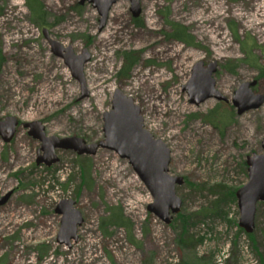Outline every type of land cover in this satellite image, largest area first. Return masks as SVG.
<instances>
[{"label":"rangeland","instance_id":"rangeland-1","mask_svg":"<svg viewBox=\"0 0 264 264\" xmlns=\"http://www.w3.org/2000/svg\"><path fill=\"white\" fill-rule=\"evenodd\" d=\"M36 1L45 19L40 25L25 0H0V119L40 122L47 136L98 143L103 113L120 89L140 107L144 128L169 148V174L184 178L176 187L178 215L190 217L186 236L193 244H181L178 215L166 225L147 211L152 197L126 160L103 149L94 156L59 150L58 163L37 166L40 143L19 126L9 143L0 138V199L8 196L0 204V264H260V258L264 264V204L255 214L260 257L239 234L232 198L247 183L246 157L264 153V104L242 115L231 104L244 82L256 81L253 92L264 95L258 71L264 69V0H140L137 19L129 1L119 0L102 31L91 5ZM167 21L185 27L192 44L169 38ZM43 28L75 54L88 50L86 97L50 52ZM129 50L141 60L130 79L118 80L117 53ZM199 61L217 62L215 88L229 102L189 103L182 86ZM218 103L225 104L226 121L219 127L190 117ZM64 199L73 200L84 219L70 246L56 242L54 209ZM114 207L122 208L128 229L101 225Z\"/></svg>","mask_w":264,"mask_h":264},{"label":"water","instance_id":"water-1","mask_svg":"<svg viewBox=\"0 0 264 264\" xmlns=\"http://www.w3.org/2000/svg\"><path fill=\"white\" fill-rule=\"evenodd\" d=\"M119 0H80L79 5L85 3L96 9L99 15L98 31L105 27L110 10ZM130 12L134 19L141 14L140 0H128ZM42 35L48 42L50 52L60 58L70 71L71 76L79 83L82 92L81 98L88 95L84 79V66L90 60L87 49L75 54L71 47H64L49 37V31L42 29ZM217 62L208 64L199 61L191 69L190 77L182 91L188 96L191 105L199 106L209 99L218 102H229L215 88L213 75L217 71ZM256 81L244 82L234 92L231 99L237 115L256 110L264 104V95L255 94L253 87ZM27 130V135L40 143L37 151L36 165L46 167L58 163L56 151H71L77 156H94L99 149L115 153L120 159L126 160L133 172L144 185L152 203L148 204L147 211L166 225H169L174 216L181 210L182 200L176 194V187L184 183L181 176L169 174L170 150L161 140L155 138L144 128V121L140 107L133 99L116 89L111 98L110 110L103 113L104 139L98 143H86L77 137L57 138L47 136L40 122L20 124L14 117L0 119V138L9 143L16 134L18 127ZM264 151V138L261 143ZM247 183L240 187L235 198L239 210L238 227L246 234H251L255 228V214L258 203L264 204V153L252 154L246 157ZM0 199L3 204L6 199ZM55 214L60 217V228L56 242L59 245L70 246L72 240L77 239V229L84 223L81 212L75 207L71 199H64L56 204Z\"/></svg>","mask_w":264,"mask_h":264},{"label":"trees","instance_id":"trees-1","mask_svg":"<svg viewBox=\"0 0 264 264\" xmlns=\"http://www.w3.org/2000/svg\"><path fill=\"white\" fill-rule=\"evenodd\" d=\"M26 8L28 9L30 15L32 16L35 23L39 24L44 22V14L41 11L40 4L36 0H25ZM134 22H138L137 20H134ZM167 24L170 28V33L167 34V36L174 41H177L179 43H182L184 45H190L191 42V36L188 33V30L181 26L180 24L169 22L167 21ZM142 26L141 24H139ZM118 56L121 58V65L118 71L116 72L115 76L118 80H128L130 79L131 72L135 68V66L140 62L141 60V54L139 52H136L135 50H129V51H122L121 53H117ZM1 53H0V63H1ZM259 74L264 76V69L258 68ZM222 106H225L224 103H218L217 106L209 111L205 115H199L194 114L190 117L199 118L200 120H203L204 122H207L211 124L213 127H219L220 124L223 122H226L223 117L221 116V113L224 109H222ZM220 109V114H216L215 110ZM232 115L231 113H229ZM83 171V170H82ZM235 195V190H234ZM234 195L232 196L233 200H235ZM108 219L102 220L101 225L107 226V224L113 225V226H121L126 229L129 227V220L125 218L123 210L121 207H114L110 208L107 211ZM177 219L181 220L180 223V240L181 244L183 246L189 247L192 246V241L190 239H187V226L188 222L190 220V217H184L181 214L177 216ZM256 232L257 228H255L254 233L251 234H245L242 230L239 229V234H244L247 239L250 242L251 247L255 250V252L261 257V255L258 252V242L256 239ZM260 264H263V259L260 258Z\"/></svg>","mask_w":264,"mask_h":264}]
</instances>
